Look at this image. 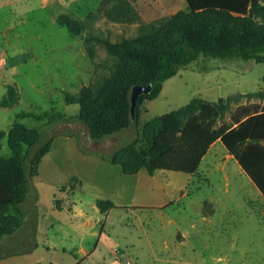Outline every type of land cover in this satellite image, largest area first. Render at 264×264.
I'll list each match as a JSON object with an SVG mask.
<instances>
[{
  "label": "rangeland",
  "instance_id": "obj_1",
  "mask_svg": "<svg viewBox=\"0 0 264 264\" xmlns=\"http://www.w3.org/2000/svg\"><path fill=\"white\" fill-rule=\"evenodd\" d=\"M130 1L136 2L144 22L147 18L161 21L174 10L187 9L176 0L173 5L170 0H160L159 5L145 3L153 0ZM101 2L0 0L1 66L6 70L11 57L25 59L16 70L19 81L0 73V100L10 81L18 84L21 94L13 106L0 104V129H9L18 111L51 109L44 95L51 97L58 110L70 114L79 111L77 103L65 102L64 92H78L83 85L108 74L116 61L97 41L90 44L95 50L90 58L85 35L94 27L116 40L136 35L140 27L137 22L110 19ZM64 12L84 21L83 34L75 35L59 22ZM249 92H264V62L201 58L167 79L155 98L141 102L137 123L141 129L146 122L195 97L217 101L234 96L219 124L229 122L239 105L264 102V97H248ZM21 121L41 124L32 117ZM135 134L133 123L129 130L104 139L102 145L110 150ZM0 153H10L7 137ZM35 184L44 214L43 243L58 244L66 241L70 232L74 234L66 242L74 254H63L54 246L41 248L38 258H47L43 264H68L69 259L79 264H264V196L220 139L210 146L195 173L159 169L152 175L146 169L125 174L120 165L83 153L75 137L57 136L43 158ZM55 198L63 207L75 206L77 214L57 209ZM98 199H110L116 207L102 212ZM52 221L46 235L45 226ZM75 238L77 247L81 244L91 249L87 256L75 251ZM25 260L36 262L30 257ZM8 264L17 263L10 259Z\"/></svg>",
  "mask_w": 264,
  "mask_h": 264
},
{
  "label": "trees",
  "instance_id": "obj_2",
  "mask_svg": "<svg viewBox=\"0 0 264 264\" xmlns=\"http://www.w3.org/2000/svg\"><path fill=\"white\" fill-rule=\"evenodd\" d=\"M187 2V9L164 20L144 22L130 0H102L110 19L140 24L136 35L116 40L94 27L85 35L90 58L95 55L90 45L95 41L116 58L110 72L76 93L64 92L67 104L79 105L76 114H66L55 104L43 112L21 110L9 129H0V148L7 137L10 149L9 154L0 153V259L30 253L40 246V193L34 177L57 136L75 137L83 153L118 164L125 174L146 169L152 175L159 169L195 173L210 146L220 139L264 196V102L241 104L229 122L219 124L234 96L217 101L195 97L141 129L138 126L141 102L155 98L180 68L212 57L264 62V0ZM59 22L75 35L84 33L85 23L75 14L61 13ZM136 83L154 87L140 95L133 116L131 96ZM5 86L7 94L0 104L13 106L20 101L19 86L15 81ZM246 95L264 97V92ZM26 117L41 124L27 125L21 121ZM133 123V139L110 150L103 147L104 139L129 130ZM55 203L61 207L56 198ZM97 205L102 212L116 207L110 199H98Z\"/></svg>",
  "mask_w": 264,
  "mask_h": 264
},
{
  "label": "crops",
  "instance_id": "obj_3",
  "mask_svg": "<svg viewBox=\"0 0 264 264\" xmlns=\"http://www.w3.org/2000/svg\"><path fill=\"white\" fill-rule=\"evenodd\" d=\"M159 1L160 0H153V2H145V3H147L148 5H152L153 3L159 5L160 4ZM176 1H178V3L180 5H182V4L185 5L184 8H186V6L188 8V2H187V0H176ZM135 3L136 2H134L133 4L135 5ZM170 4L173 5V4H176V3H174V0H170ZM178 10H180V9L174 10L173 13L176 12V11H178ZM155 19L156 18H153V19H148L147 18V19H145V21L146 22H150V21H154ZM24 61H25L24 57L23 58L11 57V58H9L7 60V66H6L7 69L6 70L1 66V63H0V68H3L4 69V72H2V71L0 72L1 75L3 76V74H5L7 79L8 78H10V79L12 78V79H15V80L19 81L21 79L20 78V73H16V70L19 67V65H21V64L24 63ZM40 93L42 95H44V92L40 91ZM44 101L46 102V104H48L49 107H52V104H51L52 101H51V97L49 95H44ZM65 113L66 114H70V113H67V112H65ZM13 121L14 120H11V122H13ZM62 137H65V138H68V139L73 138L71 136H62ZM36 176L34 177V181H35ZM55 205H56V203H55ZM60 206H61L60 208H58L57 206H56V208L59 209V210L68 209L69 211H72V212H74V213L77 214V212L75 210L76 209L75 206L73 208L68 207V206L63 207L62 205H60ZM39 207H40V220H39V224H38V240H39L40 246L37 247L33 252H30V253H23V254H19V255H12V256H9V257L0 259V264H8V261L10 259H14V262H16L17 264H29V262H27L25 260V257H30V259H33L34 261H36L35 264H43L42 261L47 262V258H38V254L37 253H40L41 252V248H46L47 250H50L51 246H54L55 247V250L60 251L63 254H68V255L74 254L73 253V249L71 248V246H67V243H66L68 241V239H72V237H74L73 232L72 233L70 232L68 234V238H66V241H61L58 244L43 243L40 234L42 233V225H43L42 224V220L44 218V214L42 213L40 203H39ZM52 226H53V221L51 223H49V226L47 228L45 226V231H46L45 234L46 235L48 234L47 233V229L50 228V227H52ZM74 231L77 234V230L74 229ZM79 235H80V233L78 234V237H79ZM75 237L77 238V236H75ZM76 238L73 241L74 242V246H75L74 247L75 251H80V252H82V254H86V256H87V254H88L87 251H90L91 249L89 250V249H87V247H84V246L82 247L81 244L79 245V247H77L78 246L77 245L78 242L76 241ZM79 263L80 262H76V260H70V259L68 260V264H79ZM45 264H55V263L53 261H49L48 263H45Z\"/></svg>",
  "mask_w": 264,
  "mask_h": 264
},
{
  "label": "water",
  "instance_id": "obj_4",
  "mask_svg": "<svg viewBox=\"0 0 264 264\" xmlns=\"http://www.w3.org/2000/svg\"><path fill=\"white\" fill-rule=\"evenodd\" d=\"M153 87H154V85L152 83H150V84L136 83L133 86L132 96H131V100H132L131 110H132L133 116H135V114H136V108L138 105L140 95L144 94V93L145 94L150 93L152 91Z\"/></svg>",
  "mask_w": 264,
  "mask_h": 264
}]
</instances>
